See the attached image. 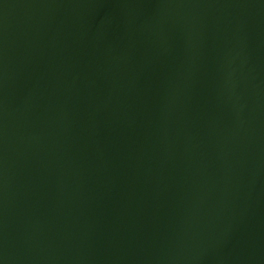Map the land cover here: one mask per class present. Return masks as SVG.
Masks as SVG:
<instances>
[{
  "label": "water",
  "instance_id": "95a60500",
  "mask_svg": "<svg viewBox=\"0 0 264 264\" xmlns=\"http://www.w3.org/2000/svg\"><path fill=\"white\" fill-rule=\"evenodd\" d=\"M0 264H264V0H0Z\"/></svg>",
  "mask_w": 264,
  "mask_h": 264
}]
</instances>
